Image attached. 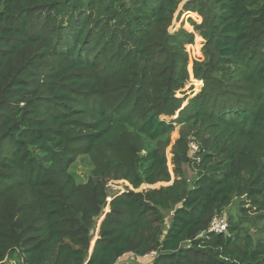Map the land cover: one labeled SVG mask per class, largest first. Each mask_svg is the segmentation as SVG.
<instances>
[{
	"label": "trees",
	"instance_id": "1",
	"mask_svg": "<svg viewBox=\"0 0 264 264\" xmlns=\"http://www.w3.org/2000/svg\"><path fill=\"white\" fill-rule=\"evenodd\" d=\"M150 252L264 264V0H0V264Z\"/></svg>",
	"mask_w": 264,
	"mask_h": 264
},
{
	"label": "rangeland",
	"instance_id": "2",
	"mask_svg": "<svg viewBox=\"0 0 264 264\" xmlns=\"http://www.w3.org/2000/svg\"><path fill=\"white\" fill-rule=\"evenodd\" d=\"M176 15H178V12L175 13V17L173 18L172 24L170 26V30L173 31V30L177 29L180 25H182L184 28L191 31L192 26L190 24H188L187 18H188V16H194V15L182 14V15H179L177 18H176ZM193 18H195L197 21L200 20L199 17H197V16H195ZM200 40L201 39L199 38V36L195 33L194 43L187 46V50H188L189 56L191 58L201 57ZM161 117L165 118L167 120L171 119V117H168V116H161ZM176 136H177V128L172 132L171 138L174 139ZM90 169H91V166H90L89 162L87 161V159H85V158L78 159L72 166V171L75 173L79 182H83L85 180L87 174L90 172ZM187 175L189 178H191L193 176V171L189 168H187ZM127 184H128L127 182H123V181H121L120 183H115L112 186H109L108 191L110 194H112L117 190H121V188H123V187L125 188L126 187L125 185H127ZM158 185L159 184H156L155 186H158ZM146 187H147L146 185H142L139 188V190L144 189ZM228 209L232 212H237L238 200L237 199L234 200L233 203L228 207ZM105 210L107 211L108 209L106 208ZM99 221H100V219L98 220V223H99ZM168 221H169V216H167V218H166V225L168 224ZM94 239H95V236H94L93 240L91 241L90 248L93 244ZM153 257H154L153 254H147L144 256L136 257V256H133L131 253H126L123 256H121L115 262V264H151Z\"/></svg>",
	"mask_w": 264,
	"mask_h": 264
},
{
	"label": "built area",
	"instance_id": "3",
	"mask_svg": "<svg viewBox=\"0 0 264 264\" xmlns=\"http://www.w3.org/2000/svg\"><path fill=\"white\" fill-rule=\"evenodd\" d=\"M121 181L123 180H116V181H108L106 186H107V189L109 188V186H112L113 184L115 183H120ZM124 182V181H123ZM128 185V184H127ZM126 186V185H125ZM129 186V185H128ZM125 188H121V190H117L115 191L114 193L116 192H122L124 191ZM113 194V193H112ZM209 229L213 232H216V233H222V232H226V229H227V223H226V220L224 217H219V216H214L210 222V227ZM148 254H155V252H150ZM147 255V254H146Z\"/></svg>",
	"mask_w": 264,
	"mask_h": 264
},
{
	"label": "crops",
	"instance_id": "4",
	"mask_svg": "<svg viewBox=\"0 0 264 264\" xmlns=\"http://www.w3.org/2000/svg\"><path fill=\"white\" fill-rule=\"evenodd\" d=\"M191 15H194V16H192V17H195V16H196L195 14H191Z\"/></svg>",
	"mask_w": 264,
	"mask_h": 264
},
{
	"label": "water",
	"instance_id": "5",
	"mask_svg": "<svg viewBox=\"0 0 264 264\" xmlns=\"http://www.w3.org/2000/svg\"><path fill=\"white\" fill-rule=\"evenodd\" d=\"M93 243H94V241H93ZM93 245V244H92ZM91 248H92V246H91Z\"/></svg>",
	"mask_w": 264,
	"mask_h": 264
}]
</instances>
